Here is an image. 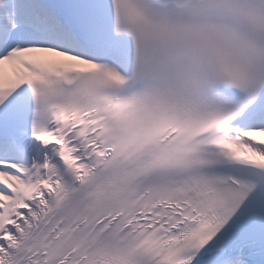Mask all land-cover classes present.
<instances>
[{"label":"snow or ice","instance_id":"1","mask_svg":"<svg viewBox=\"0 0 264 264\" xmlns=\"http://www.w3.org/2000/svg\"><path fill=\"white\" fill-rule=\"evenodd\" d=\"M0 264H264V0H0Z\"/></svg>","mask_w":264,"mask_h":264}]
</instances>
